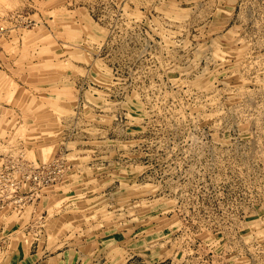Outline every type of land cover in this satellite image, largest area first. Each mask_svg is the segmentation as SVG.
<instances>
[{"label":"rangeland","instance_id":"rangeland-1","mask_svg":"<svg viewBox=\"0 0 264 264\" xmlns=\"http://www.w3.org/2000/svg\"><path fill=\"white\" fill-rule=\"evenodd\" d=\"M0 264H264V0H0Z\"/></svg>","mask_w":264,"mask_h":264},{"label":"built area","instance_id":"built-area-1","mask_svg":"<svg viewBox=\"0 0 264 264\" xmlns=\"http://www.w3.org/2000/svg\"><path fill=\"white\" fill-rule=\"evenodd\" d=\"M36 178H37V176H36Z\"/></svg>","mask_w":264,"mask_h":264}]
</instances>
